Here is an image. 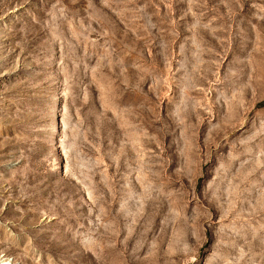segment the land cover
Listing matches in <instances>:
<instances>
[{
	"label": "rangeland",
	"instance_id": "obj_1",
	"mask_svg": "<svg viewBox=\"0 0 264 264\" xmlns=\"http://www.w3.org/2000/svg\"><path fill=\"white\" fill-rule=\"evenodd\" d=\"M0 264H264V0H0Z\"/></svg>",
	"mask_w": 264,
	"mask_h": 264
}]
</instances>
